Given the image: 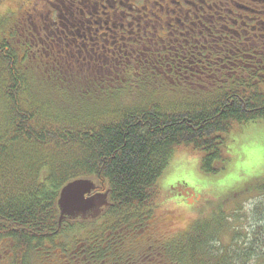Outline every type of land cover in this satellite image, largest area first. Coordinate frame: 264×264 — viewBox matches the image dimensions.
<instances>
[{"label": "trees", "instance_id": "obj_1", "mask_svg": "<svg viewBox=\"0 0 264 264\" xmlns=\"http://www.w3.org/2000/svg\"><path fill=\"white\" fill-rule=\"evenodd\" d=\"M7 37L1 31L0 236L18 245L33 247L64 227L57 201L70 181L89 179L93 192L108 191L102 218L137 220L161 202L158 181L175 152L189 150L199 155L203 174H219L229 162L228 135L264 121V84L204 97L152 88L135 105L115 100L110 110L82 116L72 102L39 96L32 85L36 77L26 71L28 56L18 58ZM254 184L264 194V179ZM214 223L198 225L171 244L172 259L249 264L257 257L255 247L221 252L212 243L222 226Z\"/></svg>", "mask_w": 264, "mask_h": 264}, {"label": "flooded vegetation", "instance_id": "obj_2", "mask_svg": "<svg viewBox=\"0 0 264 264\" xmlns=\"http://www.w3.org/2000/svg\"><path fill=\"white\" fill-rule=\"evenodd\" d=\"M37 1L40 9L24 11L17 24L29 31L34 18L38 40L28 32L31 43L62 59L73 80L105 87L147 81L155 90L203 97L264 84V0ZM169 194L188 207L201 198L181 185ZM102 212L64 218L61 230L30 248L0 236V264L178 263L169 250L184 237L173 229L175 210L157 203L126 223Z\"/></svg>", "mask_w": 264, "mask_h": 264}, {"label": "rangeland", "instance_id": "obj_3", "mask_svg": "<svg viewBox=\"0 0 264 264\" xmlns=\"http://www.w3.org/2000/svg\"><path fill=\"white\" fill-rule=\"evenodd\" d=\"M39 3L37 0H0V33L8 35L18 58L28 56L26 71L36 77L32 85L42 99L60 104L72 102L76 112L80 110V115L87 116L105 108L110 110L117 104L115 100H119L122 106L135 105L141 101L137 98L139 94L150 93L155 88L149 82L132 80L107 87L82 79L77 82L75 77L73 80L64 69L62 59L47 54L48 51L43 52L44 44L35 46V40L31 43L28 32L38 40L32 24H29L35 19L30 17L27 20L29 31L17 24L24 11L33 7L39 10ZM42 35L40 33L41 38ZM227 138L229 162L219 174H203L199 169V155H193L189 150L175 152L158 181L162 195L158 204L161 208L176 211L178 218L173 223L176 234L186 236L198 225L213 227L215 220L222 224V229L218 240L212 244L223 253L255 247L257 257L249 264H264V194L257 191L254 184L257 179H264V176H255L260 150L264 148V121L231 132ZM246 167L252 170L248 175L245 174ZM178 185L193 189L201 198L186 206L182 199L169 194L171 188ZM222 202L221 211L216 210L215 207ZM211 204L214 207L208 210L206 207Z\"/></svg>", "mask_w": 264, "mask_h": 264}, {"label": "water", "instance_id": "obj_4", "mask_svg": "<svg viewBox=\"0 0 264 264\" xmlns=\"http://www.w3.org/2000/svg\"><path fill=\"white\" fill-rule=\"evenodd\" d=\"M95 184L89 179L70 181L60 190L57 209L59 224L64 218H92L98 216L107 206L108 191L93 192ZM192 193V192H191Z\"/></svg>", "mask_w": 264, "mask_h": 264}, {"label": "snow or ice", "instance_id": "obj_5", "mask_svg": "<svg viewBox=\"0 0 264 264\" xmlns=\"http://www.w3.org/2000/svg\"><path fill=\"white\" fill-rule=\"evenodd\" d=\"M258 170L255 172L256 177L264 176V148L260 150L259 163L257 165ZM251 169L245 168V174L251 173Z\"/></svg>", "mask_w": 264, "mask_h": 264}]
</instances>
